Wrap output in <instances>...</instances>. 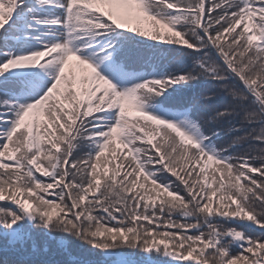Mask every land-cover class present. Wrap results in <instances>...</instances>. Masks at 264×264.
Listing matches in <instances>:
<instances>
[{
  "label": "snow or ice",
  "instance_id": "1",
  "mask_svg": "<svg viewBox=\"0 0 264 264\" xmlns=\"http://www.w3.org/2000/svg\"><path fill=\"white\" fill-rule=\"evenodd\" d=\"M246 143L264 0H0V264H264Z\"/></svg>",
  "mask_w": 264,
  "mask_h": 264
},
{
  "label": "trees",
  "instance_id": "2",
  "mask_svg": "<svg viewBox=\"0 0 264 264\" xmlns=\"http://www.w3.org/2000/svg\"><path fill=\"white\" fill-rule=\"evenodd\" d=\"M180 67H183V65H180ZM261 147H264V145H259V144H256L254 149H259ZM260 153L258 151H253V155H259ZM250 234H253V235H259V232L256 231L254 228H248L246 229Z\"/></svg>",
  "mask_w": 264,
  "mask_h": 264
}]
</instances>
